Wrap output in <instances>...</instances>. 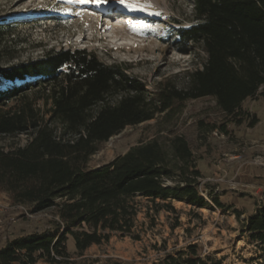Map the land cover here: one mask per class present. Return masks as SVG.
I'll use <instances>...</instances> for the list:
<instances>
[{
  "label": "trees",
  "instance_id": "1",
  "mask_svg": "<svg viewBox=\"0 0 264 264\" xmlns=\"http://www.w3.org/2000/svg\"><path fill=\"white\" fill-rule=\"evenodd\" d=\"M193 2L195 23L179 31L178 41L184 53L201 49L205 59L185 73L182 89L169 81L148 88L152 85L129 74L126 65L106 64L86 49L52 50L0 71L6 80L25 82L0 91V140L28 138L24 145L0 147V194L31 215L52 211L54 216L52 228L6 240L0 264H64L71 258V238L77 255L114 234L136 239L138 197L157 213H177L174 200L209 208L201 197L199 160L183 135L163 137L160 131L109 164L91 167L103 145L126 128L169 115L190 101L215 102L222 122L208 131L230 137L231 125L253 129L259 124L244 105L264 95V0ZM32 91L41 95L42 108L29 96ZM211 197L215 206L232 208ZM234 212L238 219L244 215ZM243 231L264 264V203L246 219ZM162 264L222 261L204 259L197 245H189Z\"/></svg>",
  "mask_w": 264,
  "mask_h": 264
},
{
  "label": "rangeland",
  "instance_id": "2",
  "mask_svg": "<svg viewBox=\"0 0 264 264\" xmlns=\"http://www.w3.org/2000/svg\"><path fill=\"white\" fill-rule=\"evenodd\" d=\"M93 1L0 0V28L5 29L0 33V71L41 59L52 50L86 49L106 64L126 65L129 74L152 85L148 88L169 81L182 89L185 73L199 67L201 59H205L201 49L184 53L183 43L178 41L179 31L195 23L193 0H116L112 7ZM119 2L139 6L136 11L142 17L131 11L123 16L113 14L112 9ZM24 84L6 80L0 73V91ZM29 96L37 107H43L40 94L32 91ZM244 107L256 114L260 122L253 129L231 125L230 137L218 130L208 131L222 118L213 100L201 99L187 102L149 123L128 127L103 145L91 167L109 164L141 141L158 137L160 131L163 137L169 133L185 136L199 160L204 175L200 180L201 197L209 208L199 209L174 200L177 213L165 209L157 213L155 206L138 197L140 210L134 230L138 238L114 234L109 242L94 245L82 255L75 254L71 238V258L64 264H162L167 255L189 245H197L202 258L211 256L222 264L262 263L243 225L264 203V166L255 164L257 158L264 163V95L248 100ZM27 139L26 135L3 138L0 147L24 145ZM211 195L232 208L215 206ZM19 207L0 194V246L8 239L53 227L52 211L29 218ZM234 209L244 215L238 219ZM177 219L180 226L174 228Z\"/></svg>",
  "mask_w": 264,
  "mask_h": 264
},
{
  "label": "bare ground",
  "instance_id": "3",
  "mask_svg": "<svg viewBox=\"0 0 264 264\" xmlns=\"http://www.w3.org/2000/svg\"><path fill=\"white\" fill-rule=\"evenodd\" d=\"M62 1H74V2H78V3H88V0H62ZM93 3L101 4L100 6H114L116 5V0H94ZM139 5V4H138ZM144 6V5H142ZM139 7V6H138ZM137 6H132L129 3H125V2H119L117 3V8H113L112 9V13L113 14H119V16H123L126 13H128V11H131L132 15H138L139 18L142 17V15H139V12L136 11V9H138ZM149 8H151L150 6H148ZM141 8V7H140ZM146 9V8H145ZM149 11V10H148ZM138 13V14H135ZM148 17V16H147ZM152 18H158V17H152Z\"/></svg>",
  "mask_w": 264,
  "mask_h": 264
},
{
  "label": "built area",
  "instance_id": "4",
  "mask_svg": "<svg viewBox=\"0 0 264 264\" xmlns=\"http://www.w3.org/2000/svg\"><path fill=\"white\" fill-rule=\"evenodd\" d=\"M255 164L260 165V166H264L263 159L262 158H257L256 161H255ZM19 208L24 211L25 216H27L29 218H33L34 217V215H31L24 206H20ZM1 210L2 209L0 208V211Z\"/></svg>",
  "mask_w": 264,
  "mask_h": 264
}]
</instances>
